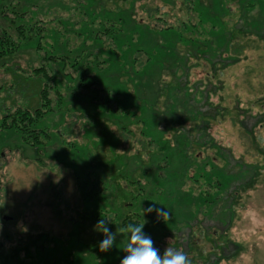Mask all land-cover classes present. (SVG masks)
<instances>
[{"label":"rangeland","instance_id":"obj_1","mask_svg":"<svg viewBox=\"0 0 264 264\" xmlns=\"http://www.w3.org/2000/svg\"><path fill=\"white\" fill-rule=\"evenodd\" d=\"M256 2L245 19L259 30L236 19L248 30L239 62L222 67L212 54L198 58L181 48L180 57L191 53L188 62L165 63L161 71L156 66V76L144 79L137 93L125 65L131 67L136 53L144 59L155 49L141 35L193 22L190 0H33L54 52L73 57L81 51L84 60L70 63L69 56L58 77L62 63L49 62L48 78L38 77L36 70L46 66L34 41L0 61V123L16 107L41 110L45 87L54 103V111H43L35 125L49 134L47 145L35 149L22 145L14 130L0 131V264H120L129 234L120 232L119 221L131 213L128 199L139 182L150 196L162 197H156L160 204L170 205L179 226L158 241L152 226L143 230L161 255L171 247L182 250L190 264H264V14ZM177 84L183 90L200 84L203 99L193 100L192 109L172 110L174 99L183 100L185 93L176 95ZM154 102L158 114L150 112ZM200 112L214 116L205 132L178 122ZM179 133L188 142L174 150ZM93 170L104 188L97 198L83 200L75 176ZM209 180L222 181L218 203L187 204ZM132 181L138 183L129 185ZM97 218L108 220L116 232L104 252L99 250L104 234L94 228Z\"/></svg>","mask_w":264,"mask_h":264},{"label":"trees","instance_id":"obj_2","mask_svg":"<svg viewBox=\"0 0 264 264\" xmlns=\"http://www.w3.org/2000/svg\"><path fill=\"white\" fill-rule=\"evenodd\" d=\"M203 1L207 0H190L191 4L193 5L192 11H194L196 15L193 22L191 21V23H187L186 21L182 20L180 26H167L162 30L156 29V31L149 30L150 33L147 37L144 36V34L141 35L140 39L151 40L152 42L150 43V46H154L155 49H151L150 51L152 54H148L149 56L145 57L144 59L139 57L140 53H136L135 55H138V57L134 59L132 58L131 67L129 68L128 65H125V67H128V71L131 70V74H133V76L131 77L132 79H135L134 86L137 89V93H140L139 88L141 87V82L144 81V79L151 80L156 76V66H162V64L165 63H171L172 66H176L179 65L180 62L185 61V64L188 62V58L190 57L191 53H186L184 57H180L181 55H183V53H180L181 48L188 49L189 51L186 50L187 52L193 50L194 53L192 55H197L198 58L199 56L202 57L203 55V57H205V54H212L213 57L216 56L219 59V65H221L222 67L227 66L228 61H232L234 63L240 61L238 55L242 50L238 48L240 46L241 40L245 39L246 34H248V30H246L244 27L248 25L253 26L256 30L259 28H257V23H249V21L245 19L248 13L256 8V0H210L207 2V4H203ZM258 1L264 14V0ZM35 6L36 5L33 4V0H0V29H2L3 31L0 35V61L4 60L10 55L19 53V51L21 50L20 48L23 44L25 45L28 44V42L35 41L34 43L36 49L34 50L38 52V55L40 56L39 58L43 62L42 65L46 66L40 67L38 70H36L35 73L38 75V77L42 78V76L44 75L46 78H48L49 74L47 72H50L51 70L48 69L47 64H49V62L59 64L62 63L63 67L56 70V76L58 77L60 74L63 75L64 66H66L65 63H67L66 59H68L70 55H57L54 52L56 46H53L52 43L48 44L49 28L47 27V24H45V21L40 18V15L43 14V12H41L38 7L35 8ZM82 14L84 15V17L88 16L84 12H82ZM236 19L244 20V27L240 26L238 24L239 20L237 21ZM2 22H4L5 24L2 25ZM102 27L105 28L106 25L102 24ZM111 30L113 31L114 27ZM165 32L166 34L162 35V33ZM149 35L151 37L153 36L154 39H152ZM160 37L164 38L165 43L157 41V39ZM46 46L48 47L45 49ZM62 46V43H60L57 47ZM200 47L206 48V51L202 53ZM48 49H51V51L53 52L46 51ZM72 53L73 54H70L74 56H70V63L71 58L79 61V58L81 60V58L83 57L81 51ZM225 54L229 56L227 59L224 58ZM86 58L88 57L86 56ZM82 60H84V58H82ZM87 60L86 62H88ZM137 65H139L140 67L136 68ZM159 68L161 71L163 69V66ZM216 70L217 69H215V71ZM185 73L186 79L189 80V73H191V69L188 70L187 68ZM160 75L162 74L160 73ZM49 78L50 80L55 79L53 75H51ZM79 86H81L79 88H82V85L79 84ZM199 86L201 85L199 84L195 86L194 84L192 86V90L189 89L188 85L186 86L185 90L181 88L180 84L172 87V89L174 88L176 95L178 93H182V91H184L185 93H183V100H179L177 97L176 99H174L175 103H173L171 109L176 110L179 107H182L185 110L187 106H189V109H192L190 104L193 100L199 103L200 100L203 99L201 98L202 94L200 93ZM48 92L49 88L46 87L45 89L43 88L40 92L42 107L41 110L36 109L32 112L28 109L16 107L10 110L8 114H5V117L2 120L3 122L0 123V131L2 132L7 130H14L19 137V141L23 143L22 145H27L35 149L47 145L46 140L47 138H50L49 134L35 128V125L43 117V111H45L44 113L54 111V103L53 100L48 99ZM75 92L76 90L73 91V93ZM79 92L82 93V89H79ZM84 92L86 93V91ZM151 105L152 108L150 109V112L152 114H158L157 112H155L157 104L154 102ZM151 105L149 104V107H151ZM196 116H192L190 119L188 117L185 119L181 118V120H178V122L184 124L186 123V121H189L193 123V127L191 130L195 131V129H198V131L201 132L207 131L210 123L207 120H212L214 118L213 114H209L208 112L206 114H202L200 112ZM198 121L204 122V127L195 125L196 123H198ZM241 124H244V122ZM179 136L181 137L180 145H175L174 143V146L171 147L174 150L186 146V142H188V138L186 139L185 137H183L182 133H179ZM169 152H171L170 147ZM168 157H170V154H168ZM182 158L186 159L185 156H183ZM188 160V162H190L189 157ZM94 173L95 171L93 170L87 171V173H84L83 176H75L77 180L78 190L83 200H91L93 198H97L104 188L102 179L100 177H95L93 175ZM222 173L224 172L222 171ZM199 177L200 175L195 179L196 182L199 181ZM205 177H207L208 179L210 178L209 174H206ZM223 178L224 175L222 177V180ZM92 183L93 185H91ZM135 183H138V181H132L131 183H129V185H134ZM148 184L152 185L153 183L149 182L148 180ZM206 185L207 186L203 185V187L205 186V188L200 191L199 195L195 193V195H198L197 197H195L194 194L191 193L190 197L186 198L187 204H191L193 206L194 202L197 200L201 201L202 205L206 207L211 206L212 204L216 205L218 202L216 203L214 201L217 197L215 196V194L217 193L216 191L219 188L221 189L222 181L218 180V182L214 185L210 181ZM148 188L142 186L140 182L138 183L136 195L133 194L134 198L130 197L128 199L130 200L131 208L129 210L131 213L125 214L120 219V229H125L129 223L141 225L145 224L143 230H145V227L147 226H152L154 228L155 232L153 233L156 234L155 238H157L155 240L158 241L163 237L169 238L173 236V233H176V231L179 230V226L173 224L172 221V215L170 214L172 208L169 204H160V200H156V197H162L157 195V193H153V195L151 194L150 196L148 194ZM201 195L202 198L200 197ZM165 196H167V194H164V197ZM149 201L151 203H156L158 207H165L169 212V216L158 219L155 212L144 213L143 208L147 207V203ZM98 220L99 219L97 218V221ZM106 222L109 221L106 220Z\"/></svg>","mask_w":264,"mask_h":264},{"label":"clouds","instance_id":"obj_3","mask_svg":"<svg viewBox=\"0 0 264 264\" xmlns=\"http://www.w3.org/2000/svg\"><path fill=\"white\" fill-rule=\"evenodd\" d=\"M144 213L155 212L158 219L168 217L169 212L165 207H158L156 203H150L143 208ZM144 225L129 223L120 232H127L128 241L123 247L126 255L121 259L120 264H190L187 255L178 249L168 247L161 255L159 249L154 247L152 238L143 231ZM95 229L104 234L99 242V250H109L116 239V232L110 231L105 219H99L94 226Z\"/></svg>","mask_w":264,"mask_h":264}]
</instances>
